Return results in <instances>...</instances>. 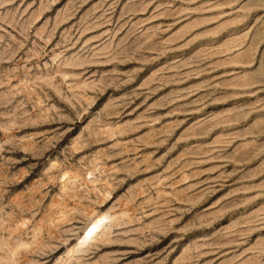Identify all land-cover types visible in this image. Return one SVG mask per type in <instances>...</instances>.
<instances>
[{"label":"rangeland","instance_id":"obj_1","mask_svg":"<svg viewBox=\"0 0 264 264\" xmlns=\"http://www.w3.org/2000/svg\"><path fill=\"white\" fill-rule=\"evenodd\" d=\"M0 264H264V0H0Z\"/></svg>","mask_w":264,"mask_h":264},{"label":"snow or ice","instance_id":"obj_2","mask_svg":"<svg viewBox=\"0 0 264 264\" xmlns=\"http://www.w3.org/2000/svg\"><path fill=\"white\" fill-rule=\"evenodd\" d=\"M96 231V225H92V227L89 229V235H91L93 232Z\"/></svg>","mask_w":264,"mask_h":264}]
</instances>
